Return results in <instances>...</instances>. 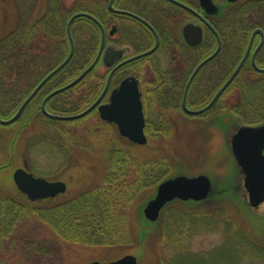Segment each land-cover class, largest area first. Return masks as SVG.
<instances>
[{
  "label": "trees",
  "instance_id": "obj_1",
  "mask_svg": "<svg viewBox=\"0 0 264 264\" xmlns=\"http://www.w3.org/2000/svg\"><path fill=\"white\" fill-rule=\"evenodd\" d=\"M181 1L200 11L195 0ZM4 2L6 0H0V115L3 118L11 117L42 78L67 56L70 42L66 25L76 12H87L101 21L107 31V45L128 47L136 53L147 49L153 43L151 32L143 24L108 11V0H72L68 6L64 4V0H45L39 13L35 11L36 0L31 6L24 0H14V10L6 7ZM115 3L116 7L146 19L159 34V50L168 56L166 66L162 67L154 55L139 60L148 63L152 77L156 79L152 86H162V79L158 81L159 73L180 71L181 89L178 93L155 91L143 97L146 111L158 113V135H168L175 123V118L170 116L171 112L188 117L181 107V90L198 62L214 50L216 38L207 30L199 46L184 44L178 30L179 24L189 14L165 0H116ZM222 4L225 10L222 16L211 21L222 39V49L200 70L191 85L188 104L192 108L207 104L226 81L241 60L252 31L256 28L264 31V0H239L235 4H228L223 0ZM226 5L229 6L225 8ZM111 31L113 34H110ZM71 34L75 46L71 60L42 86L26 105L19 119L13 123L20 126V131L23 129L21 138L25 133L27 137H33L46 128L48 122H53L61 126L56 127L58 135L60 136L62 129L67 133V141H71V144L90 142L86 132L76 134L69 130L68 125L79 120H52L40 109L43 98L50 91L78 76L98 52L101 32L95 22L84 17L77 18L72 23ZM256 64L264 68V43L257 53ZM208 72L209 75L206 76ZM107 75L98 63L76 85L50 98L46 103L47 110L61 115L81 112L99 96ZM230 98H233L231 103ZM216 108L245 124L264 121V73L254 70L250 60H247L208 111ZM105 143L94 149L106 161L101 178L91 187L78 190L67 199L54 201L52 205H37L17 190L10 175L2 178L11 184V194L0 195V251L5 241H13L15 245L19 243L13 236L14 231L33 220L34 228L42 224L51 232L49 237L31 243L35 245L33 251L38 261L47 258L55 264L58 261L57 248L59 249L61 243L102 246L112 250L114 247L125 246L137 248V252L142 255V241L147 235L148 238L153 236L157 232V226L142 216L134 217V211L140 208L136 202L142 192L153 189L168 177L166 175L170 165L165 159L133 158L124 148ZM134 170L138 172V178L128 184L127 179ZM171 204L164 208L162 228L156 238H161L162 244H173L180 252L169 260L160 259L159 264H210L209 260L187 250L188 236L193 231L219 228L233 234L239 228V216L235 219L231 215V220L221 219L220 214L224 212L220 208L210 207L192 212L182 208L174 209ZM166 215L169 221L165 220ZM173 215L177 217L174 220L171 219ZM251 219L255 220H252L255 224L257 222L264 227V223L259 222L260 219ZM237 233L242 236L243 231ZM247 233L253 234L252 229ZM28 238L27 235L23 237L25 250L30 247ZM228 243L217 248L218 251L225 250L224 260L218 258L213 264H240L239 242L232 245L228 239ZM259 250L260 258L264 259V247ZM181 252L187 255L181 258ZM2 263L0 255V264Z\"/></svg>",
  "mask_w": 264,
  "mask_h": 264
},
{
  "label": "rangeland",
  "instance_id": "obj_2",
  "mask_svg": "<svg viewBox=\"0 0 264 264\" xmlns=\"http://www.w3.org/2000/svg\"><path fill=\"white\" fill-rule=\"evenodd\" d=\"M33 1L24 0L30 6ZM214 1L222 4L223 0ZM71 2L72 0H64L66 6L70 5ZM44 3L45 0H36L35 11L37 13L42 10ZM4 4H6V7L11 8V10H14V0H6ZM188 21L191 20L186 19L181 22L180 28ZM155 56L163 59L166 64L167 58L162 51H158ZM232 101L233 98H230V103ZM2 109L3 113H5L3 107ZM219 109L216 108L208 111L202 116L201 114L197 116L186 114L188 117L183 116L184 118L180 113L171 112L170 116L175 118V123L174 125L171 124L173 126L168 135H158V113L149 110L148 120L151 125L148 137L150 139L147 145L144 146L132 144L127 139L122 138L118 134L114 124L101 120L95 112L92 115L78 119V122H72L68 125L69 130L76 134L86 132L90 142L85 141L84 144H71V141H67V133L62 129L59 136L56 127L61 126L53 122H48L47 127L42 129L37 135L27 137L25 133L22 138L20 134L23 129L20 131L18 124H0V195L11 194V184L5 179L2 180V178L8 175L12 178L13 171L19 167H26L36 177L45 178L50 181L61 180L66 183L67 190L64 194H60L52 201H34L39 206L52 205L54 201L62 200L63 198L67 199L76 191L91 187L101 178L106 168L104 164L106 161H103L94 149L100 148L107 141L105 144L124 148L133 158L141 160H167L170 168L166 176L178 173L190 176L205 173L210 177L213 192L208 200L196 205L174 201L171 204L174 209L182 208L193 212L212 207L214 209L220 208L224 212V214H220L221 219L229 218L231 220L232 216L235 219L239 216V228L235 229L236 231L233 234H229L228 231L219 228L193 231L191 235H187L186 245L189 252L195 253V255L204 260H209L210 264L218 261V258H221L223 261L226 256L225 250L218 251L217 248L224 247L228 243V239H230L232 245L239 242L240 264L264 263V259L260 258L258 254L259 248L264 247V227L260 226L257 222L255 224V220L251 219H260L259 222L264 223L262 220L264 204L255 212L252 211L253 213L246 208L243 176L238 171H235L237 168H234L232 155L226 152V145L224 143L225 135H227L234 124L228 119L230 123L228 122V126L222 128L218 119H221L223 115L224 118L228 117L227 113L225 114ZM2 115L4 116V114ZM229 116L231 119V115ZM233 120H236L239 124H243L234 117ZM101 134H105V136ZM137 178L138 172L134 170L132 176L127 179V183L134 182ZM155 187L139 195L136 202L139 207L147 199L151 198V195L155 194ZM224 187H228L229 190L221 195L219 190ZM163 214L164 210L161 212L157 223H154L157 226V232L153 236H149V238L148 235L145 236V240L142 241L143 253L141 256L139 251L137 252V248L125 246L114 247L112 250L111 248L102 246L61 243L59 244V249L57 248L58 261L55 264H87L93 260L105 262L118 259L125 254H134L137 257L138 264H159L160 259L169 260L180 251L173 244L169 242L162 244V239L156 238L162 228ZM137 215L138 209L136 208L134 217ZM176 218L175 215L171 216L172 220ZM165 220L169 221L167 215ZM34 226L35 223L31 220L14 231L13 236L16 240H19V243L17 242L16 245L13 241H5L3 243L0 251L3 260L2 264H52V261L47 260V258L38 261L33 251L35 245H31L33 241L37 242L40 239L43 240V238L49 237L51 232L42 224L35 228ZM250 229H252L253 234L247 233ZM240 230L243 231V237L237 233ZM26 235L29 236L28 242L30 247H27L28 251L23 248V244L25 243L23 237ZM181 255V258H183L187 254L181 252Z\"/></svg>",
  "mask_w": 264,
  "mask_h": 264
},
{
  "label": "water",
  "instance_id": "obj_3",
  "mask_svg": "<svg viewBox=\"0 0 264 264\" xmlns=\"http://www.w3.org/2000/svg\"><path fill=\"white\" fill-rule=\"evenodd\" d=\"M114 1L115 0H108V10L112 13L129 16L145 25L155 36L154 45L146 51H143L123 60L122 62H119L125 55V49L117 48L112 45L105 46L106 33L101 22L95 16L87 12L74 13L69 18L66 25L67 35L70 42V50L67 56L36 85V87L21 103L19 108L10 118L3 119L0 117L1 125H8L15 122L20 117L29 101L39 91V89L50 78H52L68 64L73 56L75 48L71 34L72 23L75 19L84 17L95 22L101 30V42L98 52L93 61L77 77H75L67 84L54 89L46 95L41 103V111L46 117L50 119L72 121L83 118L96 108L102 120L107 121L108 123H114L117 126L118 133L121 137L127 138L128 141L137 145H145L147 143V137L144 133L145 117L141 102V94L137 86V80L134 77H127L123 79L118 88L111 91L108 101L106 103H100L107 90L109 81L114 71L118 67L129 61L152 54L159 46V36L155 28L147 20L140 17L139 15L128 10L115 8L113 5ZM168 1L191 12L199 19V22L197 23L194 21H188L181 27V36L185 44H187L188 46L196 47L202 43L203 24L210 28L217 38V45L215 49L211 52V54H209L201 62H199V64L192 71L186 83L182 96V108L185 113L189 115H200L208 111L215 104L222 92L235 78L244 62L246 61L256 34L260 35V42L251 54V64L254 70L264 73V68L258 67L255 61L256 54L263 43L264 35L261 29H256L251 35L248 47L242 59L233 70L231 75L228 77V79L213 95L211 100L201 108L190 109L187 106V95L190 85L199 70L219 54L222 42L218 32L202 14L178 0ZM197 1L205 16H220L224 9L223 4H218L214 0ZM237 1L238 0H226V3L234 4ZM99 61L103 66L111 70L109 72L103 92L91 105H89L85 110L79 113L70 115L53 114L47 111L46 102L51 97L76 85L96 66ZM227 117L228 118H224L223 115L221 116V119H218V122L220 123L222 128L227 127L229 121L234 124H232L233 126L229 130L227 135H225V138L223 137L224 143L226 145V152L229 155L230 153L232 155L234 168H237L235 171H238V173L242 174L243 176V187L246 194V199H244L246 201V208L251 213H253L261 205L264 204V122L256 125H245L239 124L236 120H233L232 117L230 119L229 115H227ZM12 179L17 189L21 193L25 194L30 201L53 198L58 194L64 193L67 188L65 182L61 180L50 181L45 178L36 177L31 172H29L26 167L16 168L13 171ZM227 190H229L228 187H224L223 189L219 190V192L222 195L226 193ZM212 192V181L210 177L205 173H199L193 176L185 175L182 173L171 175L159 182L154 191L155 194L151 195V198L147 199L138 209L137 217L142 216L146 221L150 223H157L162 210L169 203L177 200L182 203L196 205L197 203L208 200ZM262 216L264 219V215ZM87 264H138V260L134 254H125L115 260L105 262L93 260L91 262H88Z\"/></svg>",
  "mask_w": 264,
  "mask_h": 264
},
{
  "label": "flooded vegetation",
  "instance_id": "obj_4",
  "mask_svg": "<svg viewBox=\"0 0 264 264\" xmlns=\"http://www.w3.org/2000/svg\"><path fill=\"white\" fill-rule=\"evenodd\" d=\"M165 1H167V2H170V1H168V0H165ZM178 1H180V2H182V3H184L183 1H181V0H178ZM226 1V0H225ZM116 2V0L114 1V7L115 8H118V7H116L115 6V3ZM196 2H197V5H198V1L196 0ZM108 3V2H107ZM170 3H172V2H170ZM173 5H175L174 3H172ZM184 4H186V3H184ZM186 5H188V4H186ZM175 6H177V5H175ZM189 7H191L190 5H188ZM227 6H229V5H226L225 6V8L227 7ZM178 8H181V7H179V6H177ZM198 7H199V5H198ZM191 8H193L194 10H196L197 12H199L200 14H202L204 17H205V19L213 26V24L211 23V21H213V20H215V19H219L221 16H222V14H223V12L225 11L224 9H223V11H222V13H221V15L220 16H217V15H211V16H205L204 15V13H203V10L199 7V9H200V11L197 9V8H194V7H191ZM118 9H124V8H118ZM181 9H183V8H181ZM125 10V9H124ZM183 10H185V9H183ZM109 11V10H108ZM129 11V10H128ZM185 11H187V10H185ZM188 12V18L187 19H190L191 21H194V22H199V19L194 15V14H192L191 12H189V11H187ZM114 14H116V13H114ZM117 15H121V14H117ZM138 15V14H137ZM123 16H126V15H123ZM127 17H129V16H127ZM141 17V16H140ZM131 18V17H130ZM143 18V17H142ZM133 19V18H132ZM135 20V19H134ZM146 20V19H145ZM101 22V21H100ZM139 22V21H138ZM102 24V23H101ZM142 24V23H141ZM102 26H103V24H102ZM145 26V25H144ZM146 27V26H145ZM214 27V26H213ZM103 28H104V26H103ZM214 29L216 30V28L214 27ZM256 29H261L262 30V32H263V35H264V31H263V29L262 28H256ZM256 29H254V30H256ZM104 30H105V28H104ZM149 30V29H148ZM156 30V29H155ZM207 30H209L213 35H214V33L212 32V30L210 29V28H208L206 25H204L203 24V38H204V36H205V33H206V31ZM253 30V31H254ZM150 31V30H149ZM217 31V30H216ZM253 31H252V33H253ZM100 32H101V30H100ZM151 32V31H150ZM156 32H157V30H156ZM178 32H179V34H180V36H181V31H180V24H179V30H178ZM105 46H107V44H106V35H107V31L105 30ZM252 33H251V35H252ZM110 34H113V32L111 31L110 32ZM151 34H152V36H153V43H152V45L151 46H149L147 49H145V50H143V51H146V50H148V49H150L153 45H154V42H155V36H154V34L151 32ZM157 34H158V32H157ZM219 34V33H218ZM251 35H250V38H251ZM158 36H159V34H158ZM215 36V35H214ZM220 36V35H219ZM215 38H216V36H215ZM221 38V37H220ZM183 40V39H182ZM249 41H250V39H249ZM100 42H101V37H100ZM184 42V41H183ZM221 42H222V39H221ZM259 42H260V35L259 34H256L255 35V37H254V39H253V42H252V46H251V49H250V53H249V55H248V57H247V59H246V61L247 60H250V62H251V59H250V56H251V54L253 53V51L255 50V48L258 46V44H259ZM263 43H264V39H263ZM263 43H262V45H263ZM185 44V43H184ZM202 44V43H201ZM222 44L223 43H221V49H222ZM248 44H249V42H248ZM216 45H217V38H216ZM262 45H261V47H262ZM113 46V45H112ZM199 46V45H198ZM216 47V46H215ZM247 47H248V45H247ZM247 47H246V49H247ZM261 47H260V49H261ZM120 48H124L125 49V55L123 56V58L119 61V62H122L123 60H125V59H127V58H129V57H131V56H134V55H136V54H139V53H141V52H143V51H141V52H134L131 48H128V47H120ZM159 48H160V37H159V46L157 47V49H156V51L155 52H153L152 54H150V55H147V56H144V57H141V58H138V59H135V60H132V61H129V62H127V63H125V64H123V65H121L120 67H118L115 71H114V73H113V75H112V77H111V79H110V81H109V84H108V87H107V90H106V92H105V94H104V96L102 97V99H101V101H100V103H106L107 101H108V99H109V94L111 93V91H113L114 89H116V88H118V86L120 85V83H121V81L123 80V79H125V78H127V77H134L136 80H137V86H138V89H139V92H140V94H141V102H142V107H143V112H144V117H145V127H144V133L146 134V136H147V138H149L148 136H149V127H150V121L148 120V112L149 111H146V105H145V102H144V99H143V97H144V95H147V94H149V93H152V92H155V91H157V92H160V93H178L179 91H180V71H177V70H175V71H170V72H168V73H165V72H161V73H159V75H158V81H159V79H162V80H160V84H162V86H160V87H153L152 85L155 83V78H153L152 77V74H151V71L149 70V65H148V63L147 62H145V61H139V60H141V59H144V58H146V57H149V56H152V55H154V57H155V59L161 64V66L162 67H165L166 66V64H165V62L163 61V59H161V58H157L155 55H156V53L158 52V51H160L159 50ZM215 49V48H214ZM259 49V50H260ZM245 52H246V50H245ZM245 52H244V54H245ZM259 52V51H258ZM257 52V53H258ZM211 54V53H210ZM243 54V55H244ZM208 56V55H207ZM206 56V57H207ZM256 56H257V54H256ZM165 57L168 59V56H166L165 55ZM243 57V56H242ZM204 59V58H203ZM202 59V60H203ZM201 60V61H202ZM200 61V62H201ZM245 61V62H246ZM255 61H256V57H255ZM211 62V61H210ZM245 62H244V64H245ZM98 63H100L101 64V67L103 68V71L104 72H107L108 73V75H109V72H110V70L111 69H109V68H106L105 66H103L102 65V63L99 61ZM97 63V64H98ZM209 63V62H208ZM207 63V64H208ZM198 64H199V62H198ZM197 64V65H198ZM243 64V65H244ZM196 65V66H197ZM195 66V67H196ZM205 66V65H204ZM203 66V67H204ZM194 67V68H195ZM202 67V68H203ZM201 68V69H202ZM242 68V67H241ZM200 69V70H201ZM194 70V69H193ZM192 70V71H193ZM200 70H199V72H200ZM199 72L196 74V76L199 74ZM192 73V72H191ZM191 73H190V75H191ZM108 75H107V78H108ZM190 75L188 76V78H187V80H186V82H185V84H184V87H183V90H181V92H182V96H183V91H184V88H185V86H186V83H187V81H188V79H189V77H190ZM206 76H208L209 75V72L208 73H206L205 74ZM205 75H204V77H205ZM231 75V74H230ZM229 75V76H230ZM196 76L194 77V79H193V81H192V83H191V85L193 84V82H194V80H195V78H196ZM228 76V77H229ZM107 78H106V81H105V84H104V86H103V89H102V91L100 92V94H99V96L101 95V93L103 92V90H104V88H105V85H106V82H107ZM228 79V78H227ZM226 79V80H227ZM50 80V79H49ZM191 85H190V88H191ZM223 85V84H222ZM221 85V86H222ZM220 86V87H221ZM219 87V88H220ZM190 88H189V91H190ZM218 88V89H219ZM189 91H188V94H189ZM217 92V91H216ZM215 92V93H216ZM224 92V91H223ZM222 92V93H223ZM98 96V97H99ZM46 97V96H45ZM44 97V98H45ZM97 97V98H98ZM43 98V99H44ZM96 98V99H97ZM95 99V100H96ZM94 100V101H95ZM43 101V100H42ZM93 101V102H94ZM92 102V103H93ZM217 102V101H216ZM215 102V103H216ZM42 103V102H41ZM91 103V104H92ZM187 106L190 108V109H192V107L191 106H189V104H188V95H187ZM214 106V105H213ZM212 106V107H213ZM181 107H182V97H181ZM211 107V108H212ZM86 109V108H85ZM84 109V110H85ZM182 110H183V108H182ZM93 111H95V112H97V114H98V116H99V113H98V111H97V109L95 108L94 110H92L91 112H93ZM90 112V113H91ZM89 113V114H90ZM89 114H87V115H89ZM86 115V116H87ZM115 125V124H114ZM116 126V125H115ZM116 128H117V126H116ZM60 194H58L57 196H59ZM57 196H55L54 198H56ZM54 198H49V199H45V200H53Z\"/></svg>",
  "mask_w": 264,
  "mask_h": 264
},
{
  "label": "bare ground",
  "instance_id": "obj_5",
  "mask_svg": "<svg viewBox=\"0 0 264 264\" xmlns=\"http://www.w3.org/2000/svg\"><path fill=\"white\" fill-rule=\"evenodd\" d=\"M165 207H166V206H165ZM165 207H164V208H165Z\"/></svg>",
  "mask_w": 264,
  "mask_h": 264
}]
</instances>
